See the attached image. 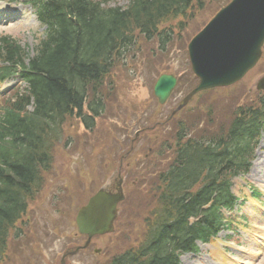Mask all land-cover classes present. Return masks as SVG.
I'll list each match as a JSON object with an SVG mask.
<instances>
[{
    "label": "trees",
    "instance_id": "trees-1",
    "mask_svg": "<svg viewBox=\"0 0 264 264\" xmlns=\"http://www.w3.org/2000/svg\"><path fill=\"white\" fill-rule=\"evenodd\" d=\"M23 1L32 5L43 32L32 55L17 41L0 38V81L16 75L25 83L0 106V264L9 240L16 242V252L28 247L17 243L24 233L19 226L26 213L36 209L30 204L53 170L55 147L62 142L65 148L69 142L64 137L66 122L77 120V133L97 130L106 108L103 90L113 86L110 79L117 65L139 40L154 43L160 52L181 41L182 23L176 34L165 24L191 18L193 10L205 6V0H126L124 7L94 0ZM166 71L168 67L159 70ZM195 84L187 67L175 92L189 91ZM259 97L257 105L235 112L231 107L228 126L220 124L214 133L194 136L178 121L172 140L164 133L146 144L157 169L153 171L152 164L143 167L152 172L145 173L149 181L142 200L148 202V190L153 196L146 213L138 215L142 235L107 264H178L181 253L196 251V240L212 242L221 228H230L221 210L231 211L237 202L230 180L248 172L264 126V96ZM215 107L212 102L209 116ZM113 141L119 143L115 137ZM69 190L64 184L57 191Z\"/></svg>",
    "mask_w": 264,
    "mask_h": 264
},
{
    "label": "rangeland",
    "instance_id": "rangeland-1",
    "mask_svg": "<svg viewBox=\"0 0 264 264\" xmlns=\"http://www.w3.org/2000/svg\"><path fill=\"white\" fill-rule=\"evenodd\" d=\"M94 1H101L110 7L126 5V0ZM226 1L205 0L203 9L193 10V17H177L166 23L165 26H173L175 34L179 23L184 29L181 31L182 40H175L164 52L158 51L154 43L139 40L126 60L117 65L110 79L113 86L103 90L106 108L98 120L97 130L92 134L87 135L81 130L77 133V120L66 122L64 137L69 142L65 148L62 142L55 147L53 170L44 177V188L30 204L36 209L28 211L19 226L24 233L17 243H28V247L22 246L16 252V242L9 240L8 253L1 264H61L65 251H72L84 242V238L76 234L74 224L78 207L109 177L115 178V172L120 169L125 200L120 206L115 232L94 237L88 248L68 255L62 262L107 264L112 256L134 247L142 235V221L138 215L146 213L153 196L152 189L148 190V202L142 200L149 181L145 173L151 171L143 170V167L149 168L154 158L147 156L151 149L147 150L146 144L155 140L157 135L166 136L164 133H169V141L172 140L178 121L186 124L192 131L191 135L214 133L220 124L228 126L232 118L225 119L232 110L235 112L237 107L257 105L259 96H264V91H255L257 79L264 75V49L259 63L240 82L227 89L195 95L188 107L179 110L169 121L171 111L188 91L181 89L176 93L175 90L164 105H159L152 94L153 79L162 68L168 67L169 73L175 76L184 73L183 44ZM42 32L43 27L30 5L0 0V38L17 41L32 55L36 39ZM24 87L25 84L15 77L7 79L0 86V106L5 96H11L13 88ZM214 101L218 105H214ZM212 102L213 107H217L215 114L209 116ZM231 107L234 108L231 110ZM114 137L119 143L113 141ZM87 139H90L89 143ZM154 169H157L156 165L152 164ZM64 184L70 186L69 193H58L57 190L59 187L62 190ZM252 190L260 193L258 199L252 197ZM230 192L238 198L235 204L239 203L238 209L232 212L233 230L221 228L210 243L196 241L195 253H181L178 264H264V126L260 130L248 172L230 180ZM55 197L58 199L53 200ZM222 213L224 217L228 216L226 211Z\"/></svg>",
    "mask_w": 264,
    "mask_h": 264
},
{
    "label": "water",
    "instance_id": "water-1",
    "mask_svg": "<svg viewBox=\"0 0 264 264\" xmlns=\"http://www.w3.org/2000/svg\"><path fill=\"white\" fill-rule=\"evenodd\" d=\"M263 42L264 0H232L189 41L188 59L198 83L183 97L176 110L199 91L226 87L240 80L260 58ZM175 83V78L169 74L157 78L153 95L160 104L167 100ZM256 88L264 90V76L257 81ZM123 200L120 187L114 192L102 188L78 210L76 227L80 234L86 235L80 248L87 247L93 236L114 231L117 206Z\"/></svg>",
    "mask_w": 264,
    "mask_h": 264
},
{
    "label": "bare ground",
    "instance_id": "bare-ground-1",
    "mask_svg": "<svg viewBox=\"0 0 264 264\" xmlns=\"http://www.w3.org/2000/svg\"><path fill=\"white\" fill-rule=\"evenodd\" d=\"M260 215V214H259ZM261 216V215H260Z\"/></svg>",
    "mask_w": 264,
    "mask_h": 264
}]
</instances>
